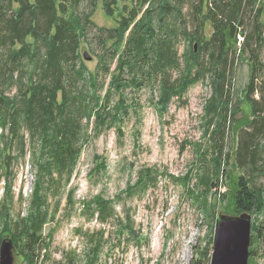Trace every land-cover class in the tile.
<instances>
[{
  "label": "trees",
  "instance_id": "16d2710c",
  "mask_svg": "<svg viewBox=\"0 0 264 264\" xmlns=\"http://www.w3.org/2000/svg\"><path fill=\"white\" fill-rule=\"evenodd\" d=\"M260 1L0 0V48L6 49L11 63L7 65L8 60L0 55V79L13 80V67L24 57L35 67L29 72V83L25 91L21 88L18 99L0 93V125L5 127L7 120L10 121L11 130L23 149L24 138L19 133L22 124L31 127L33 139L37 135L43 138L44 150L38 158L42 160L39 161V178L45 172L52 178L55 173L61 178L68 174L70 179L87 136L83 118L90 122L95 117L96 129L101 132L121 123L122 116L128 112L125 89L140 88L143 81L149 85L158 82V103L166 109L172 98L182 99L192 85L210 75L212 96L205 107L206 119L208 126L215 125L217 129L212 135V150L206 153L213 154V169L210 167L208 171L207 166L205 172L203 170L198 186L206 193L214 188L221 189L225 176L230 190L221 195L230 200L227 213L249 212L252 216L261 213L264 211V186L258 185L256 177L264 176V95L261 100L254 99L256 92L264 89V24L261 21L264 1L259 6ZM100 2L109 16L118 13L116 27H98L92 20ZM11 7L13 13L8 15L7 9ZM207 24L212 31L208 37ZM91 28L96 29L98 46L104 48V53L98 55L100 69L109 71L108 61L118 57V67L112 75L113 89L104 98L97 92L98 75L89 73L88 77L79 52ZM240 36L243 38L238 41ZM241 58L250 65V77L233 112L234 96L230 87L234 85L235 66ZM173 70L179 71L175 78ZM125 74L131 77L126 78ZM79 81L84 85L74 90L73 86ZM114 93L119 94V100L112 105ZM242 104L249 107L247 115ZM229 111L233 114L242 111L241 118L245 120L237 129L238 144L233 153L225 152L227 121L231 119ZM220 115L222 120L217 121ZM237 121L234 120V124ZM246 125L250 127L244 129ZM5 158L9 163L10 156ZM229 166L231 168L225 172ZM232 168L240 175L234 177ZM5 177L8 196L12 191L9 171ZM190 180L191 173L185 178L186 182ZM155 181L154 168H146L136 186H147ZM41 190L39 179L34 193L35 211L28 218L19 215L15 224H12L6 196L0 201V245L5 234L10 235L22 257L20 264H38L42 250L50 246L49 235H44L50 211L49 206L43 205L46 201ZM193 192L189 189L191 195ZM94 203L97 208L92 216L97 213L100 220L105 221L112 214V202L100 196L88 205L89 208ZM253 228L256 232L253 243H261L264 229L257 225ZM207 254L208 249L201 256ZM76 257V253L70 251L69 263L75 264ZM97 259L95 255L87 264H96ZM201 262L199 258L191 264Z\"/></svg>",
  "mask_w": 264,
  "mask_h": 264
},
{
  "label": "rangeland",
  "instance_id": "374dc122",
  "mask_svg": "<svg viewBox=\"0 0 264 264\" xmlns=\"http://www.w3.org/2000/svg\"><path fill=\"white\" fill-rule=\"evenodd\" d=\"M14 6L17 7L16 4ZM12 9H7L8 15L13 13ZM117 14L109 16L100 2L92 20L98 27L113 28L118 24ZM261 21L264 24V12ZM95 31V28L89 30L88 40L81 44L79 52L88 77L89 73L98 75L97 92L104 98L113 89L112 75L116 73L118 57L108 61L109 71L100 69L98 55L104 53V48L98 46ZM211 32L207 24V37ZM40 48L43 52V46ZM183 50L182 44L180 52ZM5 51V48H0V55L11 66ZM85 51L92 56L91 60H85ZM262 51L264 61V46ZM242 59L235 66V81L230 87L234 96L233 112L250 77V65ZM34 68L29 58H22L13 67V80L4 82V78L0 79V93L10 99H18L21 88L26 90L29 72ZM172 74L175 78L179 71L173 70ZM125 77L130 78L131 75L125 74ZM210 80L208 75L192 85L182 99L172 98L166 109L158 103V82L149 85L143 81L140 88L125 89L128 112L122 116L121 123L117 122L101 132L96 129L95 117L90 122L83 118L87 136L70 179L68 174L61 178L55 173L52 178L45 172L39 178V161L42 160L38 158L44 150L43 138L37 135L33 139L31 127L22 124L19 133L24 138L23 149L11 130L10 121L7 120L5 127L0 125V201L6 196L12 224L19 215L28 218L35 211L34 193L39 179L41 195L46 201L43 205L49 206L44 235H49L50 246L42 250L38 264H70V251L76 253L75 264H87L95 255L98 256L96 264H191L199 258H202V264L211 263L216 218L219 213L230 214L227 213L230 200L222 196L230 189L225 176L221 189L214 188L206 193L198 186L203 170L207 166L208 171L210 167L213 169V154L206 153L212 150V135L217 129L215 125L208 126L206 119L205 107L212 96ZM76 85L74 90L84 84L79 81ZM263 95L264 89H260L254 99L261 100ZM61 99L60 93L59 101ZM112 100L113 105L119 100V94L114 93ZM242 108L247 115L248 105L242 104ZM242 111L235 114L229 111L231 119L227 121L225 152L236 150L237 129L245 121L244 117L241 118ZM218 120H222L221 115ZM249 127L246 125L244 129ZM8 156L11 158L9 163L5 158ZM146 168H154L156 181L137 187ZM230 168L226 167L225 172ZM6 171L10 172L12 181V191L8 196ZM232 171L234 177L240 175L237 169L232 168ZM190 173L191 180L186 182L185 178ZM256 182L264 186V176L256 177ZM130 187L133 188L131 191ZM189 189L194 190L193 195ZM100 196L112 202V214L105 221L100 220L97 213L92 216L96 203L91 204V208L88 206ZM252 223L250 252L253 250L254 254L251 252L249 264H264V238L261 243H253L254 225L264 229V211L253 215ZM206 249L208 254L202 257L201 253ZM21 258L17 256V264L21 263Z\"/></svg>",
  "mask_w": 264,
  "mask_h": 264
},
{
  "label": "water",
  "instance_id": "95a60500",
  "mask_svg": "<svg viewBox=\"0 0 264 264\" xmlns=\"http://www.w3.org/2000/svg\"><path fill=\"white\" fill-rule=\"evenodd\" d=\"M84 58L89 61L92 56L85 51ZM252 219L249 212L217 215L210 264H249ZM17 256L12 237L5 235L0 245V264H17Z\"/></svg>",
  "mask_w": 264,
  "mask_h": 264
},
{
  "label": "built area",
  "instance_id": "2783aa9c",
  "mask_svg": "<svg viewBox=\"0 0 264 264\" xmlns=\"http://www.w3.org/2000/svg\"><path fill=\"white\" fill-rule=\"evenodd\" d=\"M239 38L242 40V37L241 36Z\"/></svg>",
  "mask_w": 264,
  "mask_h": 264
}]
</instances>
